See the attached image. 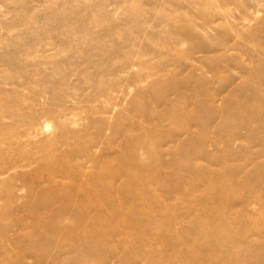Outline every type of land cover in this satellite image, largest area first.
I'll list each match as a JSON object with an SVG mask.
<instances>
[{
    "label": "rangeland",
    "instance_id": "rangeland-1",
    "mask_svg": "<svg viewBox=\"0 0 264 264\" xmlns=\"http://www.w3.org/2000/svg\"><path fill=\"white\" fill-rule=\"evenodd\" d=\"M0 264H264V0H0Z\"/></svg>",
    "mask_w": 264,
    "mask_h": 264
}]
</instances>
